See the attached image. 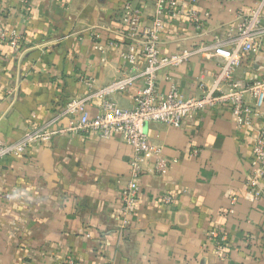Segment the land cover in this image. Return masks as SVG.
I'll use <instances>...</instances> for the list:
<instances>
[{
  "label": "crops",
  "instance_id": "0c3cea01",
  "mask_svg": "<svg viewBox=\"0 0 264 264\" xmlns=\"http://www.w3.org/2000/svg\"><path fill=\"white\" fill-rule=\"evenodd\" d=\"M257 2L177 0L180 14L163 19L161 53L212 50ZM127 3L148 26L155 0H0L3 27L22 36L17 49L0 41L2 142H18L69 100L102 93L129 74L121 58L129 51L120 13ZM192 12L199 26L189 20ZM261 28L254 49L235 70L239 80L264 78V9ZM220 64L218 58L194 55L165 68L159 92L175 85L184 98L199 96ZM142 86L136 80L110 99L132 109ZM99 104L93 99L88 105L89 118ZM262 124L258 119L253 128L237 126L227 106L197 114L182 128L147 124L150 143L162 146L171 168L164 176L140 177L135 211L126 224L120 193L132 151L118 136L60 135L1 160L0 264H61L67 255L80 264H264V180L258 198L245 185L255 130ZM212 230L227 238L220 254Z\"/></svg>",
  "mask_w": 264,
  "mask_h": 264
},
{
  "label": "built area",
  "instance_id": "2783aa9c",
  "mask_svg": "<svg viewBox=\"0 0 264 264\" xmlns=\"http://www.w3.org/2000/svg\"><path fill=\"white\" fill-rule=\"evenodd\" d=\"M263 9L264 0H258L255 8L249 14L240 16L237 25L229 28L225 39H218L212 50L198 48L166 56L159 48L160 34L164 17L174 18L180 14L177 0H155L153 18L148 26L142 24L140 10L130 3L125 4L120 13L126 28L123 37L129 42V51L121 54V58L127 64L129 74L115 80L102 93L85 94L69 100L53 119L31 128L18 142L6 144L0 140V161L20 157L28 148L46 144L60 135L95 133L100 138L118 136L132 151L128 178L120 193V215L126 224L135 211L140 177L145 172L164 176L171 168V163L163 155L162 146L150 143L146 125L160 123L182 128L197 114L227 106L237 126L253 128L258 119L263 120V124L255 130L250 171L245 182L248 193L255 198L260 197L259 183L264 180V78L257 82H245L235 77V70L242 55L254 49L263 33ZM189 20L197 26L200 24L196 12L189 15ZM0 41L14 49L22 42L19 33L3 27L1 18ZM194 55L221 60L220 71L212 85L196 97L184 98L175 85H171L166 94H161L158 89L159 73L165 68L179 66ZM136 80H141L143 86L134 96L133 108L125 110L118 107L110 95L115 90L132 87ZM93 99H98L100 104L97 114L89 118L87 108ZM192 154L195 156L197 152ZM234 200L230 198L231 203ZM163 201L169 202L170 199L165 197ZM209 236L220 254L225 247L226 236L216 230H212ZM61 264L80 263L72 255H67Z\"/></svg>",
  "mask_w": 264,
  "mask_h": 264
}]
</instances>
